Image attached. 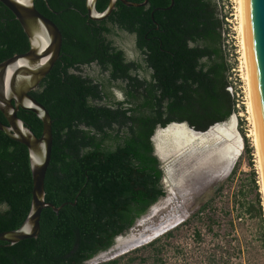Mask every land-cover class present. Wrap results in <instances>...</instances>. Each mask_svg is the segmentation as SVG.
Returning a JSON list of instances; mask_svg holds the SVG:
<instances>
[{
	"label": "trees",
	"instance_id": "16d2710c",
	"mask_svg": "<svg viewBox=\"0 0 264 264\" xmlns=\"http://www.w3.org/2000/svg\"><path fill=\"white\" fill-rule=\"evenodd\" d=\"M108 3L98 0L97 10ZM35 6L63 36L59 59L30 92L53 119L45 190L46 200L61 208H43L37 237L14 244L0 240V264H86L167 195L152 139L158 125L187 121L206 130L238 111L226 51L228 15L221 0H149L144 6L118 0L102 20L89 17L86 0H35ZM122 33L135 38L134 59L127 60L124 48L113 45L110 37ZM29 48L21 23L0 1V62ZM92 62L98 66L90 67ZM18 116L37 136L42 134L35 112L20 108ZM0 118L7 123L1 111ZM245 147L251 156L248 142ZM237 171L238 164L226 182ZM248 175V184L238 191L241 211L233 215L224 209V215H233L232 232L223 235L229 243L201 250L204 264H245L241 257L249 247L236 231V219L255 221L264 246L263 197L256 170ZM32 189L28 147L0 130V231L22 225ZM223 190L224 183L217 192ZM210 202L151 242L96 264H165L170 239L196 218L219 238L214 231L223 217ZM194 233L197 242L205 241L201 230Z\"/></svg>",
	"mask_w": 264,
	"mask_h": 264
},
{
	"label": "water",
	"instance_id": "95a60500",
	"mask_svg": "<svg viewBox=\"0 0 264 264\" xmlns=\"http://www.w3.org/2000/svg\"><path fill=\"white\" fill-rule=\"evenodd\" d=\"M0 1L15 14L30 43V48L26 52L17 53L0 62V111L7 119V123H5L0 118V130L28 147L33 177L31 207L25 221L19 228L0 231V240L14 244L20 240L39 235L43 208L50 206L56 211L61 208V206H56L46 200L45 190V177L51 160L54 140L53 119L47 107L32 96L30 92L39 86L59 59L63 36L57 23L37 9L35 0ZM97 1L86 0L89 17L94 20H102L108 17L118 0H109L108 6L103 11L97 10ZM121 1L129 6H144L149 2V0L142 2ZM244 3L255 105L264 154V0H244ZM20 108L32 110L42 120L43 131L40 136H37L18 116ZM227 120L216 122L206 130H198L187 121H173L165 127L158 125L152 139L155 145V154L162 162L164 177L168 176L169 164L175 158L185 155V151L190 150V148H186L179 155H169L167 158H162L154 138L159 128H166L171 124H185L193 132L204 134L214 125ZM154 205L150 207L149 211ZM140 219L141 217L137 219L136 223H139ZM183 220L184 218H181L162 231L159 229L157 233H140L136 235L137 237H131L134 230V226H132L128 232L118 235L112 246L93 256L86 264H96L107 257L115 258L145 245Z\"/></svg>",
	"mask_w": 264,
	"mask_h": 264
},
{
	"label": "rangeland",
	"instance_id": "374dc122",
	"mask_svg": "<svg viewBox=\"0 0 264 264\" xmlns=\"http://www.w3.org/2000/svg\"><path fill=\"white\" fill-rule=\"evenodd\" d=\"M239 1L240 0H221L222 9L228 15L226 51L228 53V60L232 65L229 78L231 81L230 89L238 98V111L233 113L231 118L228 119L227 124L229 125L232 117L236 116V132L234 136L236 137V135H238L237 133L241 136L242 144L239 149L240 153L235 156V152H238V148L234 138L224 137L217 145L220 146V150L214 155H199L197 153L198 155L188 154L175 158V160L169 164L170 169L168 176L164 177L167 195L162 197L151 211H148L141 217L140 222L134 225V233L132 234L134 236L140 233L150 234L153 231L149 230V228H156L160 225L162 227H168L181 218L186 220L197 211L202 204L210 200V206L219 210L220 216L223 217V221H221L222 226L220 225L221 228L216 225L214 231L218 232L220 236L216 238L214 236L215 234L208 230L207 222H204V220H198L197 218L193 219L190 224L176 231L175 236L168 242L164 251L166 258L165 264H204L200 261L201 257L199 254L201 250H212L217 243H229L227 241L228 238H226L228 236L223 237V235L225 232H232L230 218L241 211L238 204L240 200L238 191L242 185H245V183L248 184V174L251 169H255L257 172V181L264 204L262 173L259 166L254 125L250 112L247 66L243 48ZM134 40L135 38L132 35L125 36L127 45H130V47H128V52L131 56H136V51L132 48H135ZM115 91L118 97H123L121 91L117 89ZM248 108L250 114L247 112ZM249 116H251V121ZM251 131L253 134H251ZM244 132L246 133L247 140L244 137ZM247 133H249L250 136H248ZM247 142L251 149V156L246 152L245 145ZM251 161H253L252 164H250ZM236 164H238L237 174L234 179L228 183L226 182L227 177ZM223 183L224 190L219 194L217 188ZM224 209L231 210L233 215H224ZM183 221L177 225L181 224ZM235 225L238 234L242 235V237H246V239L243 240L244 245L247 244L249 247V252L245 255L243 254L241 259L245 260V264H264V246L260 241L256 222L251 220H242L239 222V220L236 219ZM195 229L202 231L205 237L203 243H199L195 240ZM109 259L110 258L107 257L100 261ZM232 259H235V256Z\"/></svg>",
	"mask_w": 264,
	"mask_h": 264
},
{
	"label": "bare ground",
	"instance_id": "6f19581e",
	"mask_svg": "<svg viewBox=\"0 0 264 264\" xmlns=\"http://www.w3.org/2000/svg\"><path fill=\"white\" fill-rule=\"evenodd\" d=\"M239 10L241 16V31L243 35V48H244V56L246 59V66H247V80H248V87H249V98H250V112L252 115L253 125H254V136H255V144L257 147V153L259 157V166L262 173V182H263V192H264V154H263V147L259 132V125H258V118L256 112V105H255V97H254V89H253V80H252V73H251V65H250V57H249V49H248V39H247V29H246V16H245V3L244 0L239 1ZM248 114L249 108L247 110ZM251 121V116H249ZM236 116H233L230 124L228 125L227 122L218 123L214 125L207 133H196L192 130L188 129L185 124H171L166 128H159L154 136L158 148V152L162 158H167L169 155H179L180 152L185 150L186 148H190V150L185 151V155L190 154H215L220 150V146H217L220 140L224 137L234 138L238 152H235V156L240 153L241 148V136L239 133L235 135L236 132ZM252 130V129H251ZM251 134L253 132L251 131ZM235 145V144H233ZM184 152V153H185ZM197 154V155H198ZM154 207V206H153ZM152 207V209H153ZM178 221V220H177ZM167 226L162 227L161 225L156 228H149L151 233H157L159 229L162 231ZM145 231V230H144ZM134 233V232H133ZM150 233V234H151ZM149 234V233H148ZM134 235H131V237ZM137 237V236H136Z\"/></svg>",
	"mask_w": 264,
	"mask_h": 264
},
{
	"label": "flooded vegetation",
	"instance_id": "af4514ba",
	"mask_svg": "<svg viewBox=\"0 0 264 264\" xmlns=\"http://www.w3.org/2000/svg\"><path fill=\"white\" fill-rule=\"evenodd\" d=\"M121 1V0H120ZM128 33H122L121 35H122V37H123V35H127ZM117 37V36H111L110 38L113 40V45H116V46H119V48L120 47H122V48H124V50H125V56H126V59L127 60H131V59H134L135 58V56H131L130 54H129V52H128V47H130V45L128 44L127 45V42L125 41V37ZM134 45H135V40H134ZM134 50H135V48L134 47H132ZM91 66H98V63H96V62H92L91 63V65H90V67ZM122 93V96L124 97V95H123V92H121ZM117 94V93H116ZM117 97H118V95H117ZM123 97H118V98H123Z\"/></svg>",
	"mask_w": 264,
	"mask_h": 264
},
{
	"label": "built area",
	"instance_id": "2783aa9c",
	"mask_svg": "<svg viewBox=\"0 0 264 264\" xmlns=\"http://www.w3.org/2000/svg\"><path fill=\"white\" fill-rule=\"evenodd\" d=\"M238 106L240 107V105H239V104H238ZM247 135H248V136H250V134H249V133H247Z\"/></svg>",
	"mask_w": 264,
	"mask_h": 264
}]
</instances>
